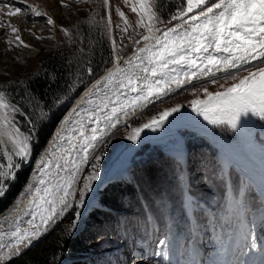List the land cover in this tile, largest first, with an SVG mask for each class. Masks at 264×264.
<instances>
[{
	"label": "snow or ice",
	"instance_id": "6c2138e0",
	"mask_svg": "<svg viewBox=\"0 0 264 264\" xmlns=\"http://www.w3.org/2000/svg\"><path fill=\"white\" fill-rule=\"evenodd\" d=\"M17 2L24 7L16 6ZM74 2L83 5L97 0ZM100 2L106 17L97 19L99 13L94 12L70 28L57 25L51 15L26 0H0V33H9L6 40L9 51L13 47H33L22 39V29L10 22V18L17 16L33 22L42 18L50 33L58 28L65 37V41L58 42V47L70 44L75 49L71 59L65 58L67 93L63 99L54 94L52 104L59 107L70 103L72 96L84 88L79 100L63 118L64 126L55 134L51 147L37 162L34 182L22 193L31 196L21 210L23 217H28L27 227L19 225L22 216L18 213L14 230L0 231V237L7 235L15 244L13 248L11 243H0V264H10L11 259L21 253V246H30L47 231L48 225L57 222V216H64L69 209L75 210L71 228L78 227L83 215L80 209L86 207V196L93 192L94 182L100 178L102 154L97 153L107 146L110 135L121 127H129L130 120L149 107L191 90L195 98L189 106L208 124L227 125L229 130L239 129L241 134H247L245 118L258 117L264 121V0H180L167 19L162 11V0H123L136 20L130 21L117 6L115 14L121 23L112 19L109 0ZM59 5L72 11L64 0H59ZM26 31L37 41L56 38L55 35H37L30 29ZM97 34L99 41L94 39ZM97 43L100 47L106 44L109 49L102 69L99 65L93 66ZM131 49H134L132 55L125 58L124 53ZM35 51L39 54L40 49ZM108 63L111 67H107ZM98 70L104 74L94 79ZM242 72L247 74L241 76ZM221 80L225 83H220ZM55 82L53 76L49 86ZM197 84L201 87L197 88ZM207 85H217V90L210 91ZM16 87L19 84L9 85L13 93ZM14 99L0 90V146H3L0 159L7 161L6 165L0 164V197L5 195V189L22 164L30 162L37 124L51 118L48 103H37L33 108V111L39 109L37 119L33 120L28 114L27 131L22 130L17 118L25 116L24 105L13 102ZM23 99L22 90L21 101ZM182 107L176 104L165 108L148 122L131 128L126 138L138 142L144 129L156 131ZM175 159L181 164L186 157L178 153ZM84 166L90 167L91 172L82 175L86 172ZM230 178L231 172L222 170L221 180L226 185ZM77 181H82V187H73ZM184 204L186 211L190 208L193 213L198 209L204 213L208 221L204 228L216 223L221 229L225 228L224 217L208 218L203 207L191 200L186 199ZM151 219L149 208L144 220L150 225ZM124 223L127 227V222ZM146 235H155V230ZM251 235L249 227L242 244L234 250L237 258L225 264H264V246L257 251L256 240L249 239ZM155 243L172 245L167 235L164 239L157 237ZM6 247L12 250L2 251ZM229 247L231 250L230 244ZM151 264L158 262L153 258ZM190 264L208 262L191 261Z\"/></svg>",
	"mask_w": 264,
	"mask_h": 264
},
{
	"label": "rangeland",
	"instance_id": "374dc122",
	"mask_svg": "<svg viewBox=\"0 0 264 264\" xmlns=\"http://www.w3.org/2000/svg\"><path fill=\"white\" fill-rule=\"evenodd\" d=\"M26 2L38 5L42 10L53 17L57 25L67 26L72 24L75 20L80 19L83 15L89 16L94 12L99 13L97 19L101 16L106 17V10L103 8L100 0H97L96 3H87L83 5L75 3L74 0H64V3L72 9L71 12L61 7L59 5V0H26ZM110 2L112 19L116 23H121L120 18L115 14V8L117 6L125 12L130 21L134 22L136 20L135 14L130 12V8L124 4L123 0H110ZM212 2H215V0H212ZM179 4L180 0H177L174 8L178 7ZM16 6L24 7V5L19 4V2H17ZM163 12L164 17L170 14L168 12L165 13L164 10ZM10 22L22 29L20 32L22 39L33 46L32 48L13 47L12 50L9 51L6 45L9 33H0V90L6 91L9 98H12L13 94H10L7 88L8 84L12 83L16 77H21L25 73H37L43 60L51 50H59L57 44L58 42L65 41V37L58 28L50 33L42 18L33 22L32 19L24 21L20 16H17L10 18ZM27 29L32 30L37 35H43L45 37L55 35L56 38L53 40L45 39L43 41H37L28 34V31H26ZM117 38H119V34H117ZM35 49H40L39 54H37ZM128 51L129 50L124 53L125 56ZM105 56L106 55L103 53L99 61V67L101 69L104 66L103 61L106 60ZM108 65L107 67H110L111 63ZM101 72L100 75L103 74L102 70ZM246 74V72L240 73L241 76ZM220 83H225V81L221 80ZM227 83L230 84L231 81ZM207 86L210 91L215 92L217 90V85ZM196 87L200 88L201 85L197 84ZM81 93L82 91L78 96ZM198 94L203 98L202 92ZM77 97H75L74 100ZM193 98L195 97L191 93V90L167 98L162 103H158L155 106L149 107L146 111L141 112L136 119L130 121L129 127L120 128L114 135H110L107 146L100 149L97 153L102 154V158L99 162L100 178L94 182L93 192L86 196V207L80 209L83 215L79 221L78 227L76 229L71 228L75 210L69 209L61 220L44 234L40 240L49 234H51V236L71 237L77 231L81 230L82 232V229L87 231L92 229L87 211L93 206H97L96 198L97 195L100 194L101 185L104 182L113 178L118 179L128 176L127 167L130 162L129 160L136 157L137 154H144L146 151V153H148L161 150L173 157H176L178 153H184L186 159L182 164L187 165V142L192 145L198 143L199 140H204L215 148L216 157L220 159L221 163L219 165H221L222 168L225 166H232L242 175H245L246 171L252 172L255 176V183L253 180H250L263 198L264 195H262L261 191L264 189V180L256 166L247 156V150L254 151L264 164V121H260L258 117L250 116L245 118L247 120V134H241L239 129L235 131L229 130L227 125H211L191 110L189 102ZM61 99H63V96H61ZM13 102H19V100L16 99ZM66 104L67 103H64L59 107L53 105L51 115L56 109ZM176 104H181L183 107L180 109L179 113H174L173 117H170L169 120L165 122L164 126L156 131L144 129L141 132L140 140L136 143L126 138L127 134L131 132V128L139 127L143 123L148 122L152 116H158L160 111L165 108L174 107ZM28 109L29 113H25V116L21 117L22 119H20V117L17 118L20 127L24 131H27L28 127L26 116L31 114L33 120H36L39 113L38 108L35 111H33L31 107ZM32 142H34V140ZM0 152H2L1 148ZM194 155L195 154H193V156ZM36 158L31 161V169ZM28 163L29 162L23 163L22 166ZM0 164L6 165V160L0 159ZM85 168L86 172L82 175L91 172L90 167L86 166ZM189 172H195L192 165ZM78 187H82V181H79ZM182 187H185L184 178L182 179ZM244 187L245 184L239 189L238 196L236 198L234 196V198L230 197V201L228 202V204L230 203V210L235 211V219H232L231 211H225L224 214L220 215V217H224L227 221L224 229H221L218 223L210 224L207 228H204V225L207 224L208 221L207 223L203 222L200 225H196L191 219L186 221L182 213H177V215L167 218V226L163 233L155 231V235L148 236L142 225H139L138 228L136 227L138 232L136 231L135 233L134 228L136 224H138L137 219L132 222L131 226L127 224V227H125V223L121 222L119 218V213L115 212L114 218L118 221V229H116V237H112L111 243L107 244L103 241L109 238L107 236V231H103L102 235H96L93 239L83 240L81 246L77 249L64 253L62 252L61 258L83 260L84 264H103L102 259L103 256H105L112 264H117V261L127 252L129 254H127V260H124L125 264H151L153 258L158 264H190L191 261L199 262L201 260L208 262V264H225V262L237 258V254L234 250L242 244L243 237L247 235V229L249 227H251L252 232L249 239L256 240L257 251L261 246H264V205L261 204L254 211H250V209L244 206L247 211L244 212L245 210L243 209L244 215H242L240 208L244 203L242 197ZM194 188L197 191L206 190L202 177L194 181ZM182 196L185 214L188 215L189 212V209L186 211L184 204L186 199L193 201L194 204H199L206 210L207 207L204 200L200 199L198 195L189 196L183 191ZM226 196L229 199L228 192ZM76 198L78 199V196ZM70 213L71 218L67 221ZM207 217L209 218V216ZM129 234L131 237L127 238ZM165 235H167V238L172 242L171 247L167 245L160 246L155 243L157 237L159 239H164ZM134 237L136 238L135 240ZM128 240H130L132 244L126 243ZM156 253L160 254L156 255ZM165 254L167 255V259H165ZM59 259L60 258H58V260Z\"/></svg>",
	"mask_w": 264,
	"mask_h": 264
},
{
	"label": "trees",
	"instance_id": "16d2710c",
	"mask_svg": "<svg viewBox=\"0 0 264 264\" xmlns=\"http://www.w3.org/2000/svg\"><path fill=\"white\" fill-rule=\"evenodd\" d=\"M176 2L177 0H162V8L165 13H170ZM85 17L83 15L80 19L75 20L66 27L72 28ZM165 19H167V15ZM73 31H76V29L73 28ZM94 39L99 41V35L97 34ZM73 51L75 49L70 44L63 48L59 47V50H51L40 64L37 73H25L21 77H16L12 83L8 84L7 88L10 94H13L14 100L17 99L19 100L18 103L24 105V109L22 110L25 113H29L28 108H34L35 104L41 102H47L52 111L53 95L63 96L67 93V89L65 88L67 77L65 58L71 59ZM132 51L129 50L128 53ZM103 53L107 59L109 56L107 45L105 44L104 47H100L99 43H97L95 59L93 61L94 67L99 65ZM101 73V70H98L94 79H97ZM53 76L56 77V82L49 86ZM16 84H19V87H16L15 93H13L9 85L14 87ZM22 90L24 92V99L21 101ZM83 90L84 88H81L72 96L71 102ZM70 103L56 109L52 113L51 118L46 122L37 124L38 133L37 138L32 142L31 160L27 165H23L17 170L15 179L10 181V186L5 189V195L0 197V212L7 208L21 189L31 169L32 159L34 160L39 154L56 125L69 108ZM49 108H45V111H48ZM20 119L22 118L20 117ZM186 151L188 155H191L192 164L197 172L190 173V167H188L185 191L190 196L198 195L200 199H203L213 217L217 218L219 213L225 211L227 208V191L232 196L237 197L239 189L244 185V179L236 170L226 167L224 171L231 172V178L226 185L221 180V172H219L218 166L214 162V151L204 140H199L198 143L192 145L187 142ZM145 153L141 155L137 154V156L135 155L136 157L133 156L134 158L129 160L130 162L127 167L128 176L118 179L113 178L101 185V192L96 198L97 206H93L87 211L92 229L88 231L82 229V232L81 230L77 231L71 237L51 236L49 234L29 249L11 259L10 264H84L83 260L61 258V253L77 249L81 246L83 240L93 239L96 235H102L103 231H107V236L109 237L103 241L107 244L111 243V239L112 237H116L115 231L118 229V221L114 218L115 212L119 213L121 222H127L129 226H131L132 220L138 217L142 226L147 231L146 233L151 232L153 229L163 233L166 228V214L175 216L177 213H182L183 217H185L183 212L181 165L177 163L175 157L161 150ZM193 154L195 155L193 156ZM201 176L204 177L206 190L197 191L194 188V181L200 179ZM242 197L250 209L257 207V197L250 186L245 185ZM98 204L103 205L102 209ZM149 208H151L152 217L150 225L144 220ZM191 216L197 225L205 220L204 213L199 209L195 213L191 210ZM70 218L71 213L67 221ZM58 258L60 259L58 260ZM102 261L103 264H112L105 256H103ZM117 264L125 263L119 259Z\"/></svg>",
	"mask_w": 264,
	"mask_h": 264
},
{
	"label": "bare ground",
	"instance_id": "6f19581e",
	"mask_svg": "<svg viewBox=\"0 0 264 264\" xmlns=\"http://www.w3.org/2000/svg\"><path fill=\"white\" fill-rule=\"evenodd\" d=\"M110 2V0H109ZM111 3V2H110ZM111 6V4H110ZM142 46V45H141ZM134 51V50H133ZM132 51V52H133ZM132 52H130L128 55L125 56V58H127L128 56L132 55ZM111 67V66H110ZM104 74V73H103ZM102 74V75H103ZM84 91H82L83 93ZM81 93V94H82ZM81 94L74 100V102L70 105V107L68 108V110L66 111V113H64V115L62 116V118L60 119L57 127L54 129V131L52 132V134L50 135V137L47 139L46 143L44 144L43 148L40 150L35 163L26 179V181L24 182V184L22 185L21 189L19 190V192L17 193V195L15 196V198L12 200V202L7 206V208H5L1 213H0V231H8L9 229L14 230V228L17 225V222L15 221V216L19 213L22 216V220L19 222V225L23 228V227H27V224L25 223V221L28 219V217H23V213H22V209L25 208V206L27 205L28 201L31 199L30 195H22V193H24L26 186L29 183H33V179L32 177L34 176L35 172L34 169L37 166V162L46 154L45 150L50 148L52 145V141L55 137V134L57 133V131L63 127L64 125L62 124V120L63 118L68 114V112L70 111V109L73 107V105L77 102V100H79ZM131 121V120H130ZM123 128V127H121ZM130 134V133H129ZM1 150L3 151V146H0ZM247 156L249 157V159L251 160V162L256 166V168L258 169V171L260 172L263 180H264V164L262 163V160H260L257 156V154L254 151L251 150H247ZM7 163V161H6ZM86 167V166H84ZM83 174V173H82ZM245 175L254 181L255 183V176L253 175L252 172H245ZM79 186V181H77L76 185H74L73 187H78ZM261 189V188H260ZM263 191H261L262 195H264V189H262ZM264 199V196H263ZM63 216H57L56 217V221L58 222L59 220H61ZM56 222V223H57ZM55 223V224H56ZM55 224H50L48 225L47 231H43V234H46ZM41 236V237H42ZM40 237V238H41ZM38 238V239H40ZM37 239V240H38ZM35 240V241H37ZM33 241V243L35 242ZM0 243H4V244H13V248L15 247L14 241L11 240V237L5 235L3 237H0ZM32 243V244H33ZM31 244V245H32ZM30 245V246H31ZM29 247V246H28ZM26 247V248H28ZM25 247L21 246V252H23L25 249ZM12 249L9 248H4L2 249V251L4 252H9Z\"/></svg>",
	"mask_w": 264,
	"mask_h": 264
},
{
	"label": "water",
	"instance_id": "95a60500",
	"mask_svg": "<svg viewBox=\"0 0 264 264\" xmlns=\"http://www.w3.org/2000/svg\"><path fill=\"white\" fill-rule=\"evenodd\" d=\"M38 240H40V239H38ZM38 240H37V241H38ZM37 241H35L31 246H29V247L26 248L25 250H27V249H29L30 247H32ZM25 250H24V251H25ZM24 251H23V252H24ZM21 253H22V252H21ZM21 253H20V254H21ZM15 257H16V256H15ZM13 258H14V257H13Z\"/></svg>",
	"mask_w": 264,
	"mask_h": 264
}]
</instances>
